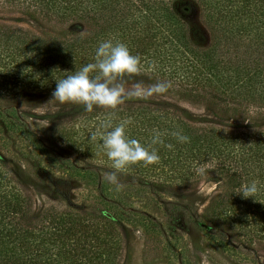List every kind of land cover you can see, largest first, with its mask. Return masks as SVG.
Returning <instances> with one entry per match:
<instances>
[{"label": "trees", "instance_id": "16d2710c", "mask_svg": "<svg viewBox=\"0 0 264 264\" xmlns=\"http://www.w3.org/2000/svg\"><path fill=\"white\" fill-rule=\"evenodd\" d=\"M0 11L25 13L52 32L40 36L0 23V125L25 134L40 150L47 147L12 108L59 105L52 98L56 82L94 63L106 40L140 57L135 80L171 82L165 94L204 104L219 117L264 118V0H0ZM127 119V138L155 148L160 162L122 170L123 189L175 194L212 174L222 189L198 224L248 246L264 244V126H198L170 105L124 103L116 110L81 107L54 127L72 149L98 164L75 168L96 185L98 198L88 210L68 203L35 214L31 195L0 160V264L120 263L126 193L103 178L102 171L113 169L101 134ZM154 130L163 144H152ZM173 132L189 142L180 143ZM253 181L257 193L243 198L242 185Z\"/></svg>", "mask_w": 264, "mask_h": 264}, {"label": "rangeland", "instance_id": "374dc122", "mask_svg": "<svg viewBox=\"0 0 264 264\" xmlns=\"http://www.w3.org/2000/svg\"><path fill=\"white\" fill-rule=\"evenodd\" d=\"M0 23L28 29L40 36L52 34L49 28L18 11H0ZM76 28L82 30L83 26ZM125 103L170 105L186 121L198 126L226 129L264 126V118L219 117L204 104L165 93ZM57 108L59 111H55ZM79 108L57 104H19L12 108L18 121L43 142L46 150L37 148L25 134L8 131L0 125V160L31 195L35 214L50 206L64 208L68 203L88 210L97 201L95 183L78 170L79 166L98 164L72 149L54 129L67 122ZM221 189L222 183L212 174H207L193 188L175 194L124 188L128 215L121 216L124 246L119 264H264V244L248 246L198 224L211 197ZM229 239L234 244H229Z\"/></svg>", "mask_w": 264, "mask_h": 264}, {"label": "clouds", "instance_id": "9594fccd", "mask_svg": "<svg viewBox=\"0 0 264 264\" xmlns=\"http://www.w3.org/2000/svg\"><path fill=\"white\" fill-rule=\"evenodd\" d=\"M141 71L140 57L132 55L125 44H114L112 40L102 41L95 52V62L56 82L52 98L58 101L59 105H80L86 112H92L94 107L116 110L127 100H147L153 95L166 93L171 87V82L168 81L145 85L143 81L135 80L134 77L139 76ZM92 73L96 74L91 75ZM55 111H59V108ZM130 123V119L124 120L111 131L101 134L102 147L106 150L113 169L106 171L103 178L114 185L116 191L124 187L120 182L122 170L132 165L142 164L148 167L160 162L155 148L149 151L138 140L127 138L125 129ZM104 127L107 129L111 125ZM161 135L154 130L152 144H163ZM171 135L180 143L189 142V137L180 132H173ZM91 139L95 141L97 133H92ZM165 147L171 149L173 146L167 144ZM257 183L253 181L250 185H242L239 194L243 198L254 197L258 191Z\"/></svg>", "mask_w": 264, "mask_h": 264}]
</instances>
